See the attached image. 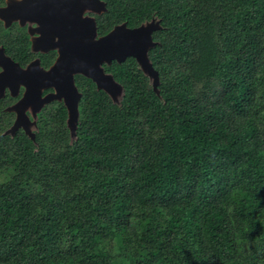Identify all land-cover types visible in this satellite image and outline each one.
<instances>
[{
  "label": "trees",
  "instance_id": "1",
  "mask_svg": "<svg viewBox=\"0 0 264 264\" xmlns=\"http://www.w3.org/2000/svg\"><path fill=\"white\" fill-rule=\"evenodd\" d=\"M101 1L97 38L157 21V92L131 57L101 65L117 103L75 75L73 138L62 102L6 134L0 99V264H264V0Z\"/></svg>",
  "mask_w": 264,
  "mask_h": 264
},
{
  "label": "water",
  "instance_id": "2",
  "mask_svg": "<svg viewBox=\"0 0 264 264\" xmlns=\"http://www.w3.org/2000/svg\"><path fill=\"white\" fill-rule=\"evenodd\" d=\"M85 9L95 14L104 10L99 0H5V5L0 7V20L5 27L13 20H20L21 24L24 20H34L42 26L43 32L38 33L43 35L44 45H48L55 37L59 41L57 58L46 71L38 68L37 63L21 69L0 48V98L5 89H8L11 97L17 96L20 87L24 89L21 98L5 110L15 114L10 130L12 133L6 134H13V131L21 127L33 139V135L28 133L29 127L26 124L29 120L24 110L32 105V117H35L43 104L53 100L63 103L67 111V126L70 133H74L80 97L74 86L75 75L90 79L97 89L109 97L112 85L121 93V88L113 79L103 73V63H121L128 57L135 59L142 73L150 82L152 80V88L157 92V72L150 65L147 55L148 50L154 46L151 34L160 29L157 21L152 20L134 29L122 24L97 38L94 20L81 18ZM53 46L42 49V52L52 50ZM35 47L33 43L32 49L36 51ZM44 89H53L54 94L41 98Z\"/></svg>",
  "mask_w": 264,
  "mask_h": 264
},
{
  "label": "flooded vegetation",
  "instance_id": "3",
  "mask_svg": "<svg viewBox=\"0 0 264 264\" xmlns=\"http://www.w3.org/2000/svg\"><path fill=\"white\" fill-rule=\"evenodd\" d=\"M99 2L101 4H103V2L101 0H99ZM4 5H5V1H4ZM103 9H104V4H103ZM35 12H37V11H35ZM103 12H104V10H103ZM83 14H85L87 18H91V19H93V15H98V14L92 13L91 11H88L87 9H85L83 11L82 15H81L82 19H86V18L83 17ZM1 25H3V24L1 23ZM13 25H15V26H17L19 28H22L24 30V32L26 34L28 46H29V53L33 56V58L30 59L29 61H27V63L24 66H20L19 64H17V65L21 69H25L28 65H30L32 63H37L38 64V68H40V69H42L44 71L49 69V67H51L54 64V62H55V60L57 58V51L59 49V47H58V44H59L58 39L55 37V38H53V40L48 45H44L43 35L38 33L40 31L43 32L42 26L39 23H37L36 21H34V20H24L23 24H21L20 20H18V21L13 20V21L10 22V24L6 28H9L10 26H13ZM33 43L36 46L35 47V49H37L36 51L32 49V44ZM53 44H54V46H53ZM50 46H53L52 50L50 49L46 53L42 52V49L45 50V48H49ZM0 48H1V46H0ZM42 56H47L50 59L52 58V60H51V62H50V64L48 66H41V60L45 58V57L42 58ZM23 91H24V89L22 87H20L19 90L17 91L16 98H14L15 101L12 104H15L21 98V96L23 94ZM50 92H52L50 89H46L43 92V94H48ZM5 95L10 96V94H8V91H7V93L4 94V97H5Z\"/></svg>",
  "mask_w": 264,
  "mask_h": 264
},
{
  "label": "rangeland",
  "instance_id": "4",
  "mask_svg": "<svg viewBox=\"0 0 264 264\" xmlns=\"http://www.w3.org/2000/svg\"><path fill=\"white\" fill-rule=\"evenodd\" d=\"M83 17H84V18H87L85 14H83ZM0 23L3 24L2 27L6 28V27L4 26V22H3L2 20H0ZM151 83H152V80H151ZM18 90H19V89H18ZM45 90H46V89H44V90L41 92V98H44L45 96H48V95H52V94H54L53 89H50L52 92H50V93H48V94H43V92H44ZM7 91H8V89H5V91L3 92V96H2L0 99H2V98L4 97V94L7 93ZM8 94H9V91H8ZM109 94L111 95L110 99L113 100L115 103L118 102V100H119V98H120V96H121V93L119 92V89H118L117 87L114 88L113 85H112V89H110V93H109ZM10 97H11V96H10ZM11 98L14 99V98H16V97H11ZM54 102H59V101H57V100H53V101H51V102H49V103L43 104V105L40 107L39 111L36 113L35 117H32V112H33V110H32V105H28V106L26 107V109H25L24 111H25V115H26V117H27L28 120H29V122H28L26 125H27V127H29V128H28V130H29L28 133H30V135H33V132H35V130H36V128H37V126H36V122H37V114L42 110L43 107L48 106V105H50V104H52V103H54ZM12 105H14V104H12ZM12 105L8 106L7 108L11 107ZM7 108H6V109H7ZM6 109H5V110H6ZM12 114H13V113H12ZM13 115H14L13 123H12L11 126L5 131V133H9L10 130H11V127H12L13 124H14V121H15V114H13ZM77 122H78V118H77V121L75 122V127H76ZM66 127H67V129L69 130V137H70V138H73L74 133H72V134L70 133V129L68 128L67 123H66ZM17 130H21V131L26 135L25 131H24L21 127L18 128V129H16L15 131H17ZM15 131H13V132H15ZM74 132H75V131H74ZM10 133H12V132H10ZM26 136H27V135H26ZM28 137H29V136H28ZM0 180H3V177H0Z\"/></svg>",
  "mask_w": 264,
  "mask_h": 264
}]
</instances>
